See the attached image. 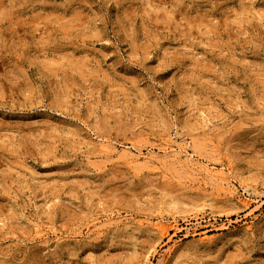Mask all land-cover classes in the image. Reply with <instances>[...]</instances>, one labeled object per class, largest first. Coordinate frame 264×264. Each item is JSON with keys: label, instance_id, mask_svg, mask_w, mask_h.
<instances>
[{"label": "rangeland", "instance_id": "374dc122", "mask_svg": "<svg viewBox=\"0 0 264 264\" xmlns=\"http://www.w3.org/2000/svg\"><path fill=\"white\" fill-rule=\"evenodd\" d=\"M0 264H264V0H0Z\"/></svg>", "mask_w": 264, "mask_h": 264}, {"label": "bare ground", "instance_id": "6f19581e", "mask_svg": "<svg viewBox=\"0 0 264 264\" xmlns=\"http://www.w3.org/2000/svg\"><path fill=\"white\" fill-rule=\"evenodd\" d=\"M170 147H172L173 148V146H169V147H167V148H164L163 149V151L164 152H167L168 150H169V148ZM105 150H106V148H105ZM173 152H174V150H172ZM176 154V153H175ZM179 154H181V153H179ZM178 155V154H177ZM138 156V155H137ZM191 156V155H190ZM131 157H133V156H131ZM157 157V156H156ZM189 157V156H188ZM130 158V157H129ZM158 158V157H157ZM152 161V160H151ZM190 163V162H189ZM208 164V163H207ZM213 165V164H212ZM187 166V165H186ZM192 168H193V166H195V168H198V167H196V163H192ZM228 166V165H227ZM188 167V166H187ZM212 167V166H211ZM215 167V166H214ZM223 167V166H222ZM217 169H218V167H217ZM220 169V168H219ZM222 170H223V168H222ZM225 170V169H224ZM200 171L202 172V175H206V174H208L209 172H210V170L207 168V167H202L201 166V168H200ZM215 171V170H214ZM213 171V172H214ZM220 171V170H219ZM216 172H217V170H216ZM215 173V172H214ZM213 173V174H214ZM225 172L224 171H221V172H219V174H217V173H215V176L214 177H219L220 178V183L222 184L220 187H221V192H223V194H226V197H227V194H237V190H236V188L234 187V185L232 184V182H231V180H230V177H226L225 176V174H224ZM200 175V174H199ZM216 179V178H215ZM207 181V180H206ZM206 189V188H205ZM201 190V189H200ZM204 190V189H203ZM205 191V190H204ZM235 197V196H234ZM243 199V198H242ZM241 199V200H242ZM244 201V200H243ZM244 202H246V201H244ZM247 203H248V201H247ZM165 217V216H164ZM158 227L159 228H165L166 227V225H165V223H163V222H160L159 224H158Z\"/></svg>", "mask_w": 264, "mask_h": 264}]
</instances>
